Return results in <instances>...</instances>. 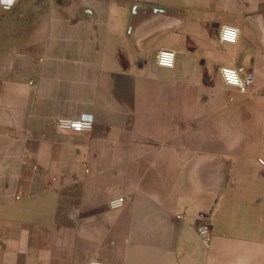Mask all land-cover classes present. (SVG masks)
<instances>
[{"label": "crops", "instance_id": "1", "mask_svg": "<svg viewBox=\"0 0 264 264\" xmlns=\"http://www.w3.org/2000/svg\"><path fill=\"white\" fill-rule=\"evenodd\" d=\"M47 1L22 5L42 15L0 71V264H264V165L230 164L224 191L219 149L202 146L222 116L264 124V0ZM135 5L181 16H144L130 37ZM223 66L252 71L250 91L226 87ZM83 114L91 130L56 128Z\"/></svg>", "mask_w": 264, "mask_h": 264}, {"label": "rangeland", "instance_id": "2", "mask_svg": "<svg viewBox=\"0 0 264 264\" xmlns=\"http://www.w3.org/2000/svg\"><path fill=\"white\" fill-rule=\"evenodd\" d=\"M47 0H22L19 5L9 12H0V71L4 68L5 54L10 48V44L20 41L26 32L34 30L40 21V14L35 11H24L22 5L27 4H44ZM256 119V118H255ZM259 119V118H258ZM228 116L221 117L218 122L207 123L204 125L206 133H213L219 136V140H204L202 146L206 151L209 149H219L220 155L214 157V163L221 166L220 181L221 188L224 191L228 190L229 181L227 178V167L230 164L242 166H251L256 164V160H264V124L261 123H245L244 118L237 115L236 123L229 122ZM231 120H233L231 118ZM236 137L234 140L233 137ZM237 148V155L230 157L228 152L230 148ZM216 153V151H214ZM212 157L206 155L204 162L212 163ZM254 180L261 178L260 173L252 172ZM252 173L240 172V187L241 191H245L251 186L253 177Z\"/></svg>", "mask_w": 264, "mask_h": 264}, {"label": "built area", "instance_id": "3", "mask_svg": "<svg viewBox=\"0 0 264 264\" xmlns=\"http://www.w3.org/2000/svg\"><path fill=\"white\" fill-rule=\"evenodd\" d=\"M239 35V29L229 26L221 27L219 40L224 43H234ZM157 64L164 68H173L176 64V53L170 49H162L157 53ZM218 75L222 83L229 88L238 90L241 93H248L254 84V74L250 70H245L237 66H223L218 68ZM93 127V116L83 114L78 118H58L56 128L60 131L83 132L89 131ZM259 164L264 165V160L259 159ZM20 197H17L19 199ZM126 200L124 197L111 199L108 207L112 210L124 207ZM202 245L207 249L212 243V232L209 224L197 222L195 225ZM97 264V263H90Z\"/></svg>", "mask_w": 264, "mask_h": 264}, {"label": "water", "instance_id": "4", "mask_svg": "<svg viewBox=\"0 0 264 264\" xmlns=\"http://www.w3.org/2000/svg\"><path fill=\"white\" fill-rule=\"evenodd\" d=\"M22 0H11L9 3L8 0H0V12H9L17 5L21 3ZM146 18H180L181 12L172 9H165L159 7H148L142 5H135L132 12V17L130 20L129 26V36L132 37L135 30L143 23Z\"/></svg>", "mask_w": 264, "mask_h": 264}, {"label": "snow or ice", "instance_id": "5", "mask_svg": "<svg viewBox=\"0 0 264 264\" xmlns=\"http://www.w3.org/2000/svg\"><path fill=\"white\" fill-rule=\"evenodd\" d=\"M8 2L10 3V2H11V0H8Z\"/></svg>", "mask_w": 264, "mask_h": 264}]
</instances>
